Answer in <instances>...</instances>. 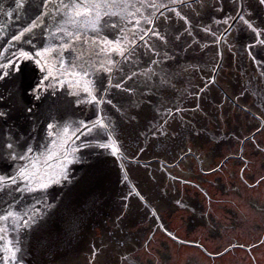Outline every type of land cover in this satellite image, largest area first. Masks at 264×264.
Listing matches in <instances>:
<instances>
[{
    "label": "snow or ice",
    "instance_id": "6c2138e0",
    "mask_svg": "<svg viewBox=\"0 0 264 264\" xmlns=\"http://www.w3.org/2000/svg\"><path fill=\"white\" fill-rule=\"evenodd\" d=\"M49 2L50 0H42V3L38 5L41 9L40 15L32 21L30 27L25 28L14 39L23 37L25 32H31L33 28L39 26L38 22H42V18L47 15L44 9L49 7ZM25 3L26 0H17V8L23 7ZM194 3L200 6L201 11L205 7V0H154V2L150 0H62L61 19L64 23L58 24L55 28V32L59 34V42L54 41L52 47L44 48L35 55L21 51L20 57L8 62L11 73L21 78L25 77L28 71L40 73L35 83L23 89L19 103H22L23 95H30L35 101L46 100L45 94L54 96L55 99L48 105L46 114L49 121H55L58 114L66 112L73 105L78 107L81 104L90 103H95L97 106L111 105L126 121L123 128L103 115L97 116L96 120L75 122L72 136H76L77 133L91 134L94 129L97 132L102 130L105 135L98 138L94 146L115 157L110 161L107 157L101 156L94 163L91 171L80 182L82 191L80 198L62 200L57 202L56 206L47 205L48 208L54 209L50 215L46 213L31 215L27 211L21 213L15 208V201L7 204L3 211H0V221H11L13 225L20 222L22 227L33 233L38 232L41 237L50 241L47 244V258L39 264H79L78 256L83 236L92 226L91 220L86 219L87 211L96 208L98 203L100 207H103L108 202L106 193L111 184L112 163L119 161L117 183L126 184L129 180V168L126 165L140 163V154L148 149V141H151L153 148L160 145L162 151H167V143L173 142V137L183 143L190 135L199 136V132L191 121L177 125V131L170 133L169 130L177 120L183 121V113L203 111L201 97L208 84L205 83L203 88L191 92L194 108H182L172 101H165L164 93L170 85L168 74L161 75L156 71L163 60L169 58L166 49L171 47L173 40H180L184 34L193 35V28L196 25L181 9L191 8L192 15L199 17L201 12L192 8ZM225 5L231 8V13L215 20L216 25H224L223 29L217 28L213 31L212 27L205 26L203 31L210 34L212 43L231 49L234 45L229 44V38L236 39L232 33L235 26L240 24L252 37L250 43L243 45L244 50L257 68L264 69V59L256 53L257 47L264 48V0H216L211 7L224 13ZM57 11L61 12V9L57 8ZM177 21L182 22L184 31L171 37L168 26ZM106 28L112 29L119 35L110 38L105 34ZM149 40L153 42L149 43ZM192 44L209 48L207 43L200 45L197 40H193ZM191 46L188 44V47ZM78 47L79 52H77ZM141 47L145 53H150L152 67L141 68L133 59ZM67 53L72 54L71 59H66ZM208 54L205 53V55ZM218 57L220 60L223 59L222 50L218 53ZM24 60H31L35 68L27 69L23 66ZM53 62L56 66L55 76ZM125 65L129 67L128 71H125ZM221 66L220 63H214L213 73H218ZM8 75H10L9 72L0 71V82H3ZM260 75L264 76V71ZM100 76L104 79L100 80ZM153 77L155 80L152 79ZM52 79H55L61 87L67 80L76 90L60 97L50 91ZM211 83H216L215 75L211 77ZM101 91L103 95H98ZM246 94H248L247 89L240 93V95ZM13 95L14 93L9 91V97ZM116 95L127 97V103L120 101L114 103ZM239 98V96L235 97L236 100ZM4 99L6 97L0 94V101ZM259 106L264 108V98L261 99ZM22 108L23 112L29 114L30 119H34L31 115L34 112V106L22 104ZM222 110L221 104L217 107V111ZM245 111H251V109L246 108ZM8 115V111L0 110V119ZM256 119L264 123V114L257 115ZM47 128L54 130L55 124L49 122ZM82 147L89 148L93 145L84 143ZM5 149V153H0V158L12 163L27 161L28 164L17 167L15 174H0V193L7 191L13 185L17 186V191H43L49 187V183H59L65 178L62 175L57 178L40 174L32 169L35 148L27 142L22 145L17 144L11 132L8 134ZM191 152L192 149L188 148L185 155ZM144 167L147 168L149 165L145 164ZM161 169H165L164 163H161ZM173 179L176 178L173 177ZM21 184L23 188L20 187ZM135 195L145 201L138 190ZM131 196V191L121 196L117 220L125 221L126 224L138 228L140 226L139 211L132 203ZM176 203L181 202L178 200ZM182 206L188 207L187 204ZM191 211L195 213L196 208L191 207ZM155 214L153 210V215ZM0 231H3V228H0ZM168 235L171 236L172 233L169 232ZM21 251V247L9 241L5 249L7 264H16V262L24 264L19 256ZM91 255L93 260L98 259L103 255L102 249L92 245Z\"/></svg>",
    "mask_w": 264,
    "mask_h": 264
},
{
    "label": "flooded vegetation",
    "instance_id": "af4514ba",
    "mask_svg": "<svg viewBox=\"0 0 264 264\" xmlns=\"http://www.w3.org/2000/svg\"><path fill=\"white\" fill-rule=\"evenodd\" d=\"M249 34L243 28L229 42L231 49L210 42V54L201 55L195 47L163 66L171 85L165 101L182 108H194L191 92L208 84L201 97L203 111L183 113V121L169 130L191 121L199 136L190 135L183 143L173 137L167 151L148 141L140 163L128 165L143 173L124 185L127 194L132 192L140 226L117 220L120 202L115 204L92 233V245L103 255L93 260L90 246L78 256L79 264H264V123L256 119L264 114L259 106L264 69L257 68L243 48L251 42ZM256 53L264 59V48L257 47ZM214 63L222 65L218 73L212 71ZM245 89L248 94L240 95ZM221 104L223 110L217 111ZM188 148L192 152L185 155ZM137 190L147 204L135 195Z\"/></svg>",
    "mask_w": 264,
    "mask_h": 264
},
{
    "label": "water",
    "instance_id": "95a60500",
    "mask_svg": "<svg viewBox=\"0 0 264 264\" xmlns=\"http://www.w3.org/2000/svg\"><path fill=\"white\" fill-rule=\"evenodd\" d=\"M150 2H154V0H150ZM41 3L42 0H26L23 7L17 8V0H0V66H2L0 67V71L10 73V75L5 77L3 82H0V94L6 97V99L0 101V110L9 112L7 117L0 119V153L6 152L5 144L8 140V134L11 132L12 138L17 144L22 145L27 142L35 148L32 169L40 174L52 175L57 178L61 175L65 177L59 183H49V187L43 191H17V186L13 185L7 191L0 193V211H3L7 204L15 201L14 206L17 210L21 213L27 211L31 215H37L38 213L50 215L54 209L48 208L47 205L56 206L59 201L80 198L82 196L80 182L91 171L94 163L101 156L107 157L110 161L115 159L109 152L94 146L97 139L105 135L102 130L97 132L94 129L91 134L85 133L81 135L77 133L76 136H72L71 133L75 128V122L80 120L92 121L96 120L97 116L103 115L111 118L121 128L126 125V121L121 117L120 113L108 104L97 106L95 103H90L81 104L78 107L73 105L66 112L58 114L55 121H49L46 118V114L48 112V105L55 99L54 96L45 94L47 95L46 100L35 101L30 95H23L22 103H19L23 89L27 88L29 84L35 83L40 73L38 71L35 73L28 71L26 76L21 78L15 73H11L8 62L20 57L21 51H27L35 55L44 48L52 47L54 41L59 42V34L55 32V28L58 24L64 23L61 19L62 0H50L49 7L44 9L47 15L42 18V22H38L39 26L33 28L31 32H25L23 37L14 39L25 28L30 27L32 21L40 15L41 9L38 5ZM214 3H216V0H205V7L202 11L200 6L194 3L192 8L201 12L199 17L192 15L191 8L181 9L185 14L189 15V18L193 20L196 27L193 28L192 36L184 34L180 40L172 41L171 47L166 49L169 58L164 59L160 67L156 69L158 73L162 74L163 70L166 69L163 66L176 61H171L174 58H179L181 54L187 55L186 52L192 53L195 47L198 48L201 55H204L206 52L211 53L210 42H212V39L209 33L203 31V27L210 26L213 31H216L217 28L222 30L224 25H216L215 20L222 18L225 14L231 13V8L227 5H225L224 13L218 12L211 7ZM57 8L61 9V12H58ZM168 28L171 37H175L184 31L182 22L180 21L170 23ZM242 30L243 27L239 24L232 35L237 39ZM105 34L110 38H115L119 35V33L110 28H106ZM249 37H247V40L250 41L252 39L250 34ZM153 40H149V43H152ZM193 40L199 41L200 45L207 43L209 48L198 47L196 44H192ZM232 41H235V39L233 40L230 37L229 42ZM188 44L192 46L188 47ZM79 51L78 47L77 52ZM215 51L214 53L216 54ZM71 58L72 54L67 53L66 59ZM150 58V53H145L142 47L137 50L136 56L133 57L139 66L145 69L152 67ZM23 66L27 69L35 68L31 60H24ZM55 67V63L53 62L54 76L56 75ZM128 70L129 67L126 65L125 71ZM185 71L182 73L183 75ZM99 79L103 80L104 77L100 76ZM152 79L155 80V77ZM182 85L185 86L184 84ZM75 90L67 80L63 87L57 84L55 79L51 80L50 91L55 92L60 97ZM9 91L13 92L14 95L9 97ZM81 95H84V93H81ZM98 95H103V92H99ZM116 101L127 103V97L116 95L114 103ZM22 104L34 106V112L31 114L34 119H30L29 114L23 112ZM49 122L55 124L54 130L47 128V123ZM84 143L93 145V147L84 148L82 147ZM27 164V161L12 163L0 158V174H15L17 167L26 166ZM118 166L119 161L111 164V184L106 193L108 202L103 207H100L98 203L96 208L87 211L86 219L91 220L92 226L83 236L79 255L89 252L88 250L92 246V233L95 231V227H98L96 225H99L100 221H103L109 209L120 202L121 196L127 194L125 184L117 183ZM126 166L129 167L128 165ZM131 167L132 169L129 168L128 176L132 184L136 181V175L143 173V171L136 170L138 169L137 166L133 165ZM20 187L23 188V184ZM0 228H3V231H0V264H7L5 249L8 247L9 241L22 248L19 256L23 259L24 264H39L40 261L47 258V244L50 241L47 238L41 237L38 232L33 233L29 231L22 227L20 222L13 225L11 221H0Z\"/></svg>",
    "mask_w": 264,
    "mask_h": 264
},
{
    "label": "rangeland",
    "instance_id": "374dc122",
    "mask_svg": "<svg viewBox=\"0 0 264 264\" xmlns=\"http://www.w3.org/2000/svg\"><path fill=\"white\" fill-rule=\"evenodd\" d=\"M180 214H182V215H183L184 213H183V212H179L177 215L179 216ZM184 216H186V215H184Z\"/></svg>",
    "mask_w": 264,
    "mask_h": 264
}]
</instances>
